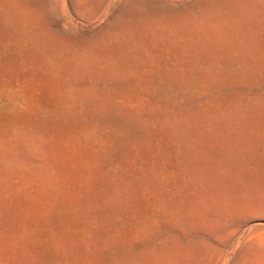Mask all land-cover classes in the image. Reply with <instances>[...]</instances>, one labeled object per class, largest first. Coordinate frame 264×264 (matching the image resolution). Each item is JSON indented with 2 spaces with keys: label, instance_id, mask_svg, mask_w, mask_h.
Returning a JSON list of instances; mask_svg holds the SVG:
<instances>
[{
  "label": "rangeland",
  "instance_id": "rangeland-1",
  "mask_svg": "<svg viewBox=\"0 0 264 264\" xmlns=\"http://www.w3.org/2000/svg\"><path fill=\"white\" fill-rule=\"evenodd\" d=\"M0 264H264V0H0Z\"/></svg>",
  "mask_w": 264,
  "mask_h": 264
}]
</instances>
